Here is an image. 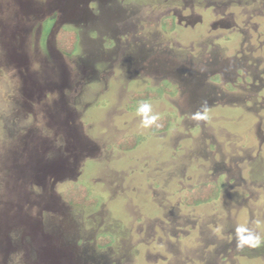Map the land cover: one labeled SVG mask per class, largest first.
Here are the masks:
<instances>
[{
  "label": "rangeland",
  "instance_id": "rangeland-1",
  "mask_svg": "<svg viewBox=\"0 0 264 264\" xmlns=\"http://www.w3.org/2000/svg\"><path fill=\"white\" fill-rule=\"evenodd\" d=\"M0 264H264V0H0Z\"/></svg>",
  "mask_w": 264,
  "mask_h": 264
},
{
  "label": "trees",
  "instance_id": "trees-1",
  "mask_svg": "<svg viewBox=\"0 0 264 264\" xmlns=\"http://www.w3.org/2000/svg\"><path fill=\"white\" fill-rule=\"evenodd\" d=\"M173 19L170 18V20ZM78 34L76 30L71 31L68 29V27H62L56 36L57 40V46L58 48L67 53L74 52L76 45L78 43ZM172 88V89H171ZM168 88V90H172L173 88ZM144 96H141L140 98H143ZM139 98V99H140ZM144 99V98H143ZM169 121L166 120L164 117L161 119H158L155 125L152 127V131H164L168 128ZM118 147L122 149H127L128 144L125 140L118 141ZM221 189V186L217 182H206V183H200L196 185V187L192 189H188L186 192V200L189 205H196L199 202H209L212 200H215L219 198L218 191ZM64 198L67 201H70L72 204H83L86 206H94L98 202V199H100L98 196H89V189L88 185L82 181L74 182L69 187L66 188L65 192L63 193ZM100 233H109V232H100ZM100 241V240H99ZM104 243V242H103ZM110 243V242H105ZM104 243V244H105Z\"/></svg>",
  "mask_w": 264,
  "mask_h": 264
},
{
  "label": "flooded vegetation",
  "instance_id": "flooded-vegetation-1",
  "mask_svg": "<svg viewBox=\"0 0 264 264\" xmlns=\"http://www.w3.org/2000/svg\"><path fill=\"white\" fill-rule=\"evenodd\" d=\"M174 18V16H171V18ZM215 66V64H213L212 66H210V68H213ZM204 76V75H203ZM205 80V79H204ZM191 84H190V89L189 90H192L191 92H190V96L192 95V94H194V92L195 91H197V90H200L202 87H201V85H203V79H201L200 77H198V76H194L193 75V78H191ZM172 87H174V85L173 84H170ZM175 88V87H174ZM173 88V89H174ZM189 96V97H190Z\"/></svg>",
  "mask_w": 264,
  "mask_h": 264
},
{
  "label": "clouds",
  "instance_id": "clouds-1",
  "mask_svg": "<svg viewBox=\"0 0 264 264\" xmlns=\"http://www.w3.org/2000/svg\"><path fill=\"white\" fill-rule=\"evenodd\" d=\"M148 111H149L148 105H142L139 109V112H141V113H147ZM156 119H157L156 116H152V117H150V119L146 123L147 124L154 123Z\"/></svg>",
  "mask_w": 264,
  "mask_h": 264
}]
</instances>
